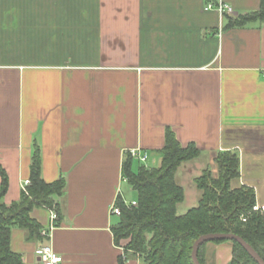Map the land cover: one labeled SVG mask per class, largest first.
Masks as SVG:
<instances>
[{"label": "crops", "instance_id": "obj_1", "mask_svg": "<svg viewBox=\"0 0 264 264\" xmlns=\"http://www.w3.org/2000/svg\"><path fill=\"white\" fill-rule=\"evenodd\" d=\"M218 1L233 15L205 10ZM258 7L259 0H0L3 202L20 198L34 153L46 183H66L49 239L11 230V250L24 264H41L34 252L42 245L61 264H144L115 246L110 208L122 195L129 150L160 156L166 130L200 150L195 160L237 154L231 185L253 188L264 206V22L225 28L227 16ZM195 160L181 165L190 184ZM30 216L42 229L51 224L49 209ZM212 247L217 264L230 261L231 244Z\"/></svg>", "mask_w": 264, "mask_h": 264}, {"label": "trees", "instance_id": "obj_2", "mask_svg": "<svg viewBox=\"0 0 264 264\" xmlns=\"http://www.w3.org/2000/svg\"><path fill=\"white\" fill-rule=\"evenodd\" d=\"M264 22V0L257 11L227 16L225 28H240ZM200 150L192 143L182 146L171 130H166L165 143L160 150L158 167L148 168L139 163L132 169L133 159L122 162L121 172L126 184L136 192L135 206L124 204L120 194L115 200L120 214L111 225L115 246L123 253L142 258L144 264H193L194 242L206 234H232L243 239L264 262V213L254 211L256 195L245 185L233 187L239 178V159L230 151L219 152L214 162L217 173L204 169L193 180L199 191L197 205L183 214L177 207L184 201V189L176 181L179 167L197 159ZM29 186L20 198L10 204L3 202L8 177L0 169V264H24L21 255L11 250V230L20 228L28 238L40 239L42 227L31 218L35 208L54 210L59 215L57 198L65 191V180L46 183L41 176V161L34 153L29 168ZM231 244L228 264H257L235 241L207 242L199 247L197 260L205 264L208 244ZM122 256L119 261L122 262Z\"/></svg>", "mask_w": 264, "mask_h": 264}, {"label": "rangeland", "instance_id": "obj_3", "mask_svg": "<svg viewBox=\"0 0 264 264\" xmlns=\"http://www.w3.org/2000/svg\"><path fill=\"white\" fill-rule=\"evenodd\" d=\"M159 157L160 156H154L153 159L147 160V162L144 165L148 168L158 167L160 161H158L157 159ZM192 163L194 164L193 166L195 167L192 169L193 172L191 173V175L194 176L193 180L195 178L199 177L201 175L202 171L204 169H207V168L210 169L213 176L216 175V169H217L216 164L214 161H212L208 157H205V156L201 157L199 160H195ZM138 164H139L138 161L133 160V164H132L133 171L136 170V168L138 167ZM198 164H200V165H198ZM182 171H183V167L179 168V170H177V173H176V181L179 185L180 184L182 185V187L184 188V191H185V193H184L185 199L177 207V213L179 215L185 213V211H187V209L193 205L194 201L199 200V191L195 188L194 183L193 184L189 183L188 177H184V175L182 176ZM236 181H237L236 179L233 180L231 182V184H235ZM121 190H122L121 191L122 195L125 196L127 201L136 200V192L131 190L130 187L126 184V182L122 183V189ZM194 196H195V198H194ZM260 196L264 197V191H260ZM112 218H113V221H116V217H112ZM222 244H228V243L226 242V243H222ZM213 245L214 244L210 243L206 247L205 264H217L216 257L213 256V251H211L212 250L211 248H213L212 247ZM207 248H208V250H207ZM228 263H229V261L225 264H228ZM221 264H223V263L221 262Z\"/></svg>", "mask_w": 264, "mask_h": 264}, {"label": "built area", "instance_id": "obj_4", "mask_svg": "<svg viewBox=\"0 0 264 264\" xmlns=\"http://www.w3.org/2000/svg\"><path fill=\"white\" fill-rule=\"evenodd\" d=\"M205 10H214L221 15H225V14L233 15L232 8L228 6L227 4L222 3L221 1H218L215 3H206ZM128 154L133 160H136L141 164H145L148 160L147 154L144 152H141L139 149H131L129 150ZM121 182L123 183L126 182V179L123 176H121ZM29 184H30L29 180H25L22 184V191L26 192V188L27 186H29ZM124 204L129 205V202L127 200H124ZM130 204L132 206H135L136 202L132 201L130 202ZM253 210L264 213V206L255 205ZM110 214L115 217L120 214V210L118 207H116L115 202L110 208ZM57 220H58L57 214L53 210H50L51 224L47 228L42 229L40 231V237L42 239H49L51 231L55 227ZM34 254L38 258L41 264H61L62 262V257L56 254L52 250V248L48 245L39 246L38 248H36Z\"/></svg>", "mask_w": 264, "mask_h": 264}, {"label": "water", "instance_id": "obj_5", "mask_svg": "<svg viewBox=\"0 0 264 264\" xmlns=\"http://www.w3.org/2000/svg\"><path fill=\"white\" fill-rule=\"evenodd\" d=\"M213 241H235L239 244L248 254L249 256L257 263L264 264L263 260L257 255V253L252 249L250 245H248L243 239L238 236L232 234H206L200 236L193 244L191 259L193 264H200L197 260V251L200 246L207 242Z\"/></svg>", "mask_w": 264, "mask_h": 264}]
</instances>
